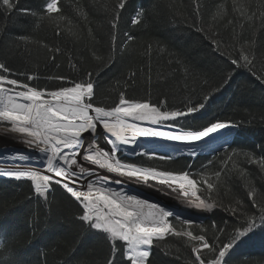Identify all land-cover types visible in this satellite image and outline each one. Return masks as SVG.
Wrapping results in <instances>:
<instances>
[{"label":"trees","instance_id":"1","mask_svg":"<svg viewBox=\"0 0 264 264\" xmlns=\"http://www.w3.org/2000/svg\"><path fill=\"white\" fill-rule=\"evenodd\" d=\"M246 2L248 15L255 12L259 17L264 11V0ZM118 3L119 0H61L59 15L64 16V20L38 21L45 0H18L10 15L0 11V46L12 51L8 66L14 71L38 75L39 80L33 83L49 89L61 82L49 81L48 76L81 79L92 72L97 82V100L105 104L118 101L121 91L135 99L150 98L154 103L166 97L169 107L181 106L189 95L204 102V95L211 93L205 109L197 114V126L216 120L238 124L227 153L248 152L257 160L250 164L242 155H234L227 166V178L219 195L215 196L222 206L207 210L209 215L202 225L207 229L210 242L218 234L211 227L213 222L226 229L221 235V241L226 242L236 221L226 207H236L239 201L250 208L249 187H255L258 194L264 195V168L259 164L264 158V82L257 78L264 75V22L255 17L252 20L242 17L236 10L238 0L236 5L234 0H126L123 9H117ZM218 11L220 15L213 20ZM134 18L139 22L133 24ZM114 20L116 28L112 27ZM229 20L233 23L229 24ZM69 28L77 36L69 35ZM125 33L134 39L125 43ZM234 33L239 34V39L233 40ZM113 35L116 36L114 42ZM19 37H28L30 42L25 44ZM213 39L225 46L222 48L225 56L239 59L242 46L246 54L254 53V67L249 70L231 64L214 49ZM45 45L61 49L55 62L49 59L53 53ZM93 52L102 61L95 59ZM73 63L76 69L72 68ZM132 72L136 75L129 79ZM165 76L168 77L166 83L163 82ZM214 88L219 91L212 92ZM232 132L233 129L227 130L200 152L226 147L228 144L222 146L223 142ZM225 159L226 153L194 161L179 157L170 162L145 158L129 162L174 172L189 168L192 173H199L208 160H214L215 168H219L220 161ZM233 162L237 165L235 169ZM158 190L161 198L172 202L166 208L179 215H192V207L183 199H177L166 186L161 185ZM30 195V182L0 178V228L6 233L0 257L9 255L11 260L22 264H103L109 255L108 245L80 226L76 219L78 206L68 199L63 189L54 185L47 205L43 200H30ZM197 213L203 215L204 210L196 209L193 219L198 218ZM193 231L201 234L199 227H193ZM150 259L151 264H191L195 257L190 246L169 237L153 248ZM226 261L227 264H264V232L257 230L250 239L230 250Z\"/></svg>","mask_w":264,"mask_h":264},{"label":"snow or ice","instance_id":"2","mask_svg":"<svg viewBox=\"0 0 264 264\" xmlns=\"http://www.w3.org/2000/svg\"><path fill=\"white\" fill-rule=\"evenodd\" d=\"M17 3L18 0H0V11L6 16L10 15L16 9ZM125 4L126 0H119L117 9H123ZM236 4L237 0H234V5ZM236 10L247 20L255 17L264 22V11L260 12L259 17H256L255 12L248 15L246 0H238ZM24 11L29 13V10ZM61 13V0H45L38 21L64 20L65 17L59 15ZM77 13L79 14V9ZM31 14L37 16V13ZM140 14L138 12L137 17ZM118 15L117 12V19ZM219 15L220 11L212 19L216 20ZM138 22L137 18L132 21L133 24ZM228 23L232 24L233 21L229 20ZM112 27H117L115 20ZM240 27L243 28L242 23ZM68 33L77 36L71 28ZM56 34L60 35V32L57 31ZM125 35V43L134 39L127 33ZM18 39L25 44L30 42L28 37ZM237 39L239 34L234 33L233 40ZM112 40H116L115 35ZM212 43L214 49L221 56H225L222 50L225 46L215 39ZM16 47L18 49L19 44ZM48 51L53 53L49 59L55 62L56 54L61 49L48 47ZM11 54L10 48L0 46V125L6 129L3 134L5 138H11L10 133L19 134L29 152L11 153L6 159L16 163L0 168V176L30 182L29 199H36L38 202L43 200L46 205L49 194L54 191V185L62 188L68 199L78 206L76 219L80 226L91 236L102 238L108 245L109 255L103 264H151L153 248L159 247L169 237L182 240L186 247L190 246L195 257L191 264H227L226 256L230 250L250 239L257 230L264 232V195L258 194L255 187H249L247 191L250 208H245L239 201L236 207H226L236 217L232 225L233 231L226 242L221 241V235L226 229L219 228L215 222L211 227L218 234L210 242L207 229L203 225H195V222L180 217L171 209L131 194L123 187H111L113 183L123 185L135 181L147 185L155 182L166 186L170 193H175L177 199H183L196 209L222 206L218 204L215 196L219 195V189L227 178L228 163L234 155H242L250 164H255L257 160L251 153L226 152L227 159L220 161L221 167L215 168V161L208 160L199 173L145 167L122 158L125 155L167 161L173 159L172 156L158 155L154 149L145 147L140 142L142 137L188 147V154L195 156L198 146L206 144L213 136L219 139L225 130L238 127V124L231 121L220 120L206 126H197V114L205 109L211 93L204 95V102L194 100L189 95L181 102V106L169 107L166 97L154 103L150 98L135 99L121 91L118 101L105 104L97 100V82L93 79L92 72H88L81 79L61 75L48 76L46 79L49 81L61 82L55 88L49 89L33 83L39 80L38 75L29 74L27 71H14L9 67L8 57ZM93 55L95 59L102 61L95 52ZM225 59L237 67H248L251 70L254 67L255 54H246L242 46L239 59L231 55L225 56ZM76 67L73 63L72 68ZM135 75L132 72L129 79H133ZM257 78L264 82V75ZM167 79V76L163 77V82L166 83ZM215 91H219V88L212 89V92ZM101 138L106 141L107 147H101ZM226 145L225 139L222 146ZM32 149L37 150L42 167L31 163L38 158L31 153ZM259 164L264 168V158ZM232 167H237L235 162ZM243 175L244 172L241 171V176ZM113 176L120 179L114 180ZM172 218L179 221L182 227L177 228ZM194 225L199 227L201 234L194 233ZM4 235L5 230L0 228V250L5 247ZM0 264L22 262L4 255L0 257Z\"/></svg>","mask_w":264,"mask_h":264},{"label":"rangeland","instance_id":"3","mask_svg":"<svg viewBox=\"0 0 264 264\" xmlns=\"http://www.w3.org/2000/svg\"><path fill=\"white\" fill-rule=\"evenodd\" d=\"M5 130L6 129L4 128L3 125H0V130ZM233 129V132L227 136V146L226 147H222V148H207V151H201L200 150L202 148H205L207 145L209 144H212L214 143L216 140H218V138L216 136H213V138L211 140H208L206 144H201L200 146H198L196 148V155L195 156H191L189 155V148L188 147H185V146H182V145H178V144H175V143H172V142H167V141H163V140H159V139H153L152 142H155V144L152 146V147H148L149 149H154L155 152L158 154V155H169V156H172L173 159L172 160H176L177 158L179 157H184V158H188L190 160H195L197 159L199 156H203V155H207L208 157L210 158H216V157H219L221 156L222 154L228 152L231 148V144H232V141H233V137H234V134L237 133V127L235 128H232ZM232 129H229L228 131L232 130ZM227 130H225L224 132L221 133L220 137L226 132ZM215 150V151H214ZM8 156V154H7ZM4 157L6 156H3V157H0V162H4L5 164H3L4 166H8L9 165V160L7 159H4ZM122 158L125 159V160H128V161H135L139 158H145L147 160H155L156 162L159 161V162H163V161H167V160H159V159H149L148 157L146 156H125V155H122ZM39 160L37 161H32L31 163L36 166V167H41V165L39 164L38 162ZM170 162V161H168ZM12 163H16V162H12ZM38 163V164H36ZM187 171H190L191 170L188 168ZM111 175V174H110ZM1 179H5V180H13L15 181V179L13 178H9V177H2L0 176ZM17 181V180H16ZM19 181H24V180H19ZM141 184V187H140V190H139V196L141 198H144V197H147V198H151V199H154L156 201V203H162L163 206H169L172 202L170 201V199H167V198H161V195L162 193L158 190L160 188L161 185H158V184H155V182H149L148 184L150 185H145L143 183H140ZM117 185V184H116ZM126 185V184H125ZM59 187V186H58ZM111 187H115L117 189H119L118 187L116 186H111ZM62 189V188H61ZM125 189V187H124ZM131 188L126 191H130ZM175 194V193H173ZM158 201V202H157ZM208 209H204V213H202L203 215L197 213L199 216L198 218H195V214H196V208L195 207H192V215H188V214H182V215H179L180 217L182 218H185V219H188V220H191L193 222H195V225H202L204 223V221L206 220V218L208 217ZM173 220V223L174 224H177V226H180L182 227V225L180 224L179 221L175 220L174 218H172ZM194 225V227H196Z\"/></svg>","mask_w":264,"mask_h":264},{"label":"bare ground","instance_id":"4","mask_svg":"<svg viewBox=\"0 0 264 264\" xmlns=\"http://www.w3.org/2000/svg\"><path fill=\"white\" fill-rule=\"evenodd\" d=\"M4 132H5V130H2V129L0 130V157L6 156V157H4V159H6L14 151L29 152L28 146L20 140L19 134H11L10 133L11 138H5L4 135H3ZM152 140L153 139H151V138H143V137L140 138V142L143 145H145V147H147V146L148 147H152L155 144V142H152ZM100 144H101V147H107L106 141H104L103 138H101ZM31 153L34 156H37L38 157L34 161H37V160L41 159L39 157V154H38L37 150L32 149L31 150ZM7 154H8V156H7ZM12 162H15V161H9L8 163L10 164ZM3 164H5L3 161L0 162V168H6L7 167V166H4ZM36 164H38V163H36ZM102 174L110 175V174H107V173H102ZM113 179L115 180V179H120V178L113 176ZM125 184H123V185H118L117 184L116 185L115 183H113V184H111V186L114 185V186H116L118 188H121V187L124 188L125 187V190H127V189L129 190L130 187H131L133 189H131L130 191H127V192H129L131 194H136V195L139 196V193L138 192H139L140 187H141V184L140 183H136L135 181H132L130 183H125ZM147 185H150V184H147Z\"/></svg>","mask_w":264,"mask_h":264}]
</instances>
